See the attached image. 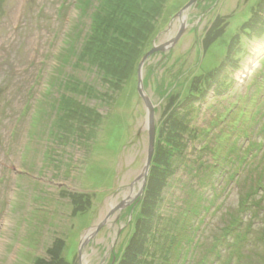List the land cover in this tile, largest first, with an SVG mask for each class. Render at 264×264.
<instances>
[{"label":"rangeland","instance_id":"rangeland-1","mask_svg":"<svg viewBox=\"0 0 264 264\" xmlns=\"http://www.w3.org/2000/svg\"><path fill=\"white\" fill-rule=\"evenodd\" d=\"M57 1L0 0V264H39L59 238L65 264L119 263L151 175L150 165L139 178L149 148L139 80L154 106L155 152L176 140V122L189 129L160 208L174 219L166 234L183 241L161 255L171 264H264V31L247 35L260 0H197L181 16L190 0H168L118 99L98 107L109 115L102 131L75 143L54 135L67 120L50 107L59 90L48 85L61 35L86 22L76 0H61L60 14ZM220 66L228 74L217 80ZM71 194L85 207L74 215Z\"/></svg>","mask_w":264,"mask_h":264},{"label":"trees","instance_id":"trees-1","mask_svg":"<svg viewBox=\"0 0 264 264\" xmlns=\"http://www.w3.org/2000/svg\"><path fill=\"white\" fill-rule=\"evenodd\" d=\"M58 1L59 6H55V4L53 6L60 14L63 10L60 8L64 1ZM42 2L37 4L35 2L31 5L27 14L30 11L34 12L35 6L39 13L42 9ZM167 2L168 0L75 1L73 7L80 9V16L83 17L81 20L86 22L81 24H84L82 27L84 31L78 30L74 31L72 35L68 33L61 35L62 46L56 55V73L50 77L52 85H48L49 91L51 87L59 90L56 100H53L50 107L54 109L58 106L62 112L58 111L55 116H61L60 112L67 120L65 124L60 123L55 127L60 132L59 134L54 128V135L56 133L59 141L64 138H73L72 143L73 141L75 143V141L89 140L90 137L97 136L102 131L109 115L107 113L106 116H103L98 109L100 106L105 105L106 107V104H111L115 98L118 99V94L123 90L130 76L129 71L135 64V55L142 53L144 43L155 28L154 24L161 16ZM60 3L62 4L60 5ZM256 8H259V12L256 14L258 21L252 20L251 28L247 29L251 32V34H247L248 36L258 35L264 31V18H262V16L264 17V0H260ZM86 14L88 17L84 19ZM30 18H32L31 14ZM250 21L248 20L245 26L250 24ZM32 23L30 21L27 27ZM81 32L83 33L81 34ZM64 66H68L70 72L65 73L67 68ZM221 67L211 77L217 76V80L223 77L227 78L228 70L224 69L223 71ZM77 73L94 77L83 82ZM96 78L99 81L100 90L92 83ZM88 100L95 101L93 108L87 107L86 101ZM188 100L191 99L187 98L185 102ZM61 125L64 127L62 128ZM186 131L189 132V129L181 125V121L176 122V140L168 144L167 151L160 148H157L156 152L154 151L149 172L151 175L147 180L148 186L145 187L144 196L138 204L139 216L135 221V231L118 264H154L153 256L155 254L160 259L163 258L160 261L161 264H171L172 262H168L169 257L161 255V251L169 253L175 242L182 244L183 240L178 238L177 233L180 235V232H176L177 230H174L173 233V236L176 233V237L172 236L171 238L170 234H166L165 229L169 228L174 219L168 218L160 208L165 202L164 188L168 186L169 179L176 173L178 159L184 155L186 144L183 143L185 142L183 132ZM179 143L181 144L179 145ZM78 196V194L67 196L71 199L69 202L72 206L71 215L82 212L85 208L82 205L78 207L77 199L81 200V197ZM188 211L193 212V208L190 207ZM238 223L242 224L239 221ZM161 228H164L163 231H160ZM159 242L160 246L156 250H151V247ZM234 246L240 250L238 243ZM63 247L64 240L59 238L47 249V258H41L43 260L39 264H65L61 257ZM177 255L182 254L179 252L176 253Z\"/></svg>","mask_w":264,"mask_h":264},{"label":"water","instance_id":"water-1","mask_svg":"<svg viewBox=\"0 0 264 264\" xmlns=\"http://www.w3.org/2000/svg\"><path fill=\"white\" fill-rule=\"evenodd\" d=\"M196 2L197 0H190L189 4H187V6L183 8V10H181L179 16H181L184 13H187L190 7H192V5ZM160 50L162 49L158 48V51ZM156 51H157L156 49H153L144 56L138 68L139 74H140L141 68L143 64L145 63V61L148 59V57L153 55ZM138 93H139V96L144 99L145 104H146V109H147L146 112H147V129H148V134H149V148L147 152L146 166L144 168L143 174H141L139 177L140 179L146 180V177H147L150 165H151L153 153H154V138H155L154 106L150 102V100L144 95L142 87H141V80H139ZM144 186L145 184L142 185V188L140 189V192L138 193V195H141L143 193ZM102 225H104V223ZM102 225L100 227H97V229H94V231L95 230L99 231Z\"/></svg>","mask_w":264,"mask_h":264},{"label":"flooded vegetation","instance_id":"flooded-vegetation-1","mask_svg":"<svg viewBox=\"0 0 264 264\" xmlns=\"http://www.w3.org/2000/svg\"><path fill=\"white\" fill-rule=\"evenodd\" d=\"M118 223H119V221H118Z\"/></svg>","mask_w":264,"mask_h":264}]
</instances>
